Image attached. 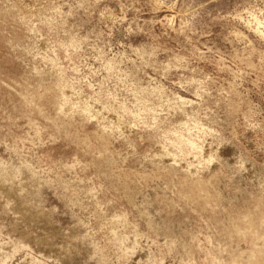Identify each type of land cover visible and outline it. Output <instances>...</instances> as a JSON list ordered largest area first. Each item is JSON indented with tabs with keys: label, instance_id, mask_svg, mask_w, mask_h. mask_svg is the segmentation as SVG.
<instances>
[{
	"label": "rangeland",
	"instance_id": "rangeland-1",
	"mask_svg": "<svg viewBox=\"0 0 264 264\" xmlns=\"http://www.w3.org/2000/svg\"><path fill=\"white\" fill-rule=\"evenodd\" d=\"M0 264H264V0H0Z\"/></svg>",
	"mask_w": 264,
	"mask_h": 264
}]
</instances>
